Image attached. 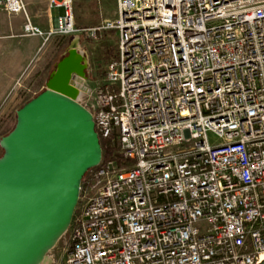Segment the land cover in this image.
I'll return each mask as SVG.
<instances>
[{
  "label": "built area",
  "instance_id": "1",
  "mask_svg": "<svg viewBox=\"0 0 264 264\" xmlns=\"http://www.w3.org/2000/svg\"><path fill=\"white\" fill-rule=\"evenodd\" d=\"M50 6L62 15L45 31L24 0H0L24 36L117 38L77 92L108 154L80 183L62 259L44 264L261 262L264 0H116V18L87 29L74 0Z\"/></svg>",
  "mask_w": 264,
  "mask_h": 264
},
{
  "label": "water",
  "instance_id": "2",
  "mask_svg": "<svg viewBox=\"0 0 264 264\" xmlns=\"http://www.w3.org/2000/svg\"><path fill=\"white\" fill-rule=\"evenodd\" d=\"M71 55L56 63L46 87L16 111L0 139V264L49 260L70 225L84 174L101 160L92 115L67 84L74 75L85 83L80 58L63 73Z\"/></svg>",
  "mask_w": 264,
  "mask_h": 264
},
{
  "label": "rangeland",
  "instance_id": "3",
  "mask_svg": "<svg viewBox=\"0 0 264 264\" xmlns=\"http://www.w3.org/2000/svg\"><path fill=\"white\" fill-rule=\"evenodd\" d=\"M98 3L96 0H74L75 17L78 18L79 22L85 23L88 19V15L85 13L87 6L90 7L89 10H92L93 13L94 11L97 13L99 10ZM110 10L112 16L116 12L115 7L113 6ZM51 11L54 17L62 15V9L60 8L52 7ZM76 27L81 28L77 25ZM77 33L79 35L78 43L74 44L75 34ZM85 35V31L50 35L46 40H41L42 50L35 53L27 61L22 60L24 52H19V50L28 49L30 44L33 46V43L23 42L27 37L18 35L19 42L16 47H12L13 51L10 55L14 57L16 64L25 62L24 65H17L16 67L10 65L7 67V62H4L5 68L2 70L0 66V139L13 128L16 122V111L46 87V81L56 63L68 56L73 48L80 56V63L84 65V81L89 86H93L101 78L108 60L114 55L117 34L114 30H102L97 32L95 37L90 36L89 33L87 36ZM105 49L111 50L108 59L105 57ZM7 55V51L0 50V60L6 61L5 57ZM0 64H2L1 61ZM8 68H12L15 74L7 79L6 73H2V71ZM77 99L83 100L81 95H77ZM208 137L211 143L219 140L215 134L210 132ZM2 153L3 149L0 147V156ZM68 237L69 232L67 229L56 245L48 252V255L55 262L62 259L63 248L67 244Z\"/></svg>",
  "mask_w": 264,
  "mask_h": 264
},
{
  "label": "crops",
  "instance_id": "4",
  "mask_svg": "<svg viewBox=\"0 0 264 264\" xmlns=\"http://www.w3.org/2000/svg\"><path fill=\"white\" fill-rule=\"evenodd\" d=\"M98 3L99 10L96 13L92 12V10H89L88 6L85 11V13L88 15V19L85 23H81L78 21V18L75 19V25L81 27L80 29H87L91 27H95L99 24H102L105 21L108 20H114L116 18V12L111 16V10L113 6L116 10V0H96ZM27 10L29 14L32 16L33 21L39 25L43 30H49L52 27L56 25V17L52 14V7L50 6V0H24ZM58 8V7H56ZM62 9V8H60ZM22 22H23V16L21 14H7L5 12H0V50L1 51H7L8 55L5 57L6 61H3L1 59V70L4 67V62H7V67L10 65L13 67H16L17 65H24L23 64H16L14 57H12L10 54L13 51L12 47H16L18 44V35H22ZM85 30H82L84 32ZM102 31V30H99ZM98 31V32H99ZM85 36L88 35V32L85 31ZM76 39L74 41V44L78 43L77 39L79 38L78 33L75 34ZM27 37V39L23 42H29L33 43V46L30 44L28 49H20L19 52H24L23 61L30 60L32 56L35 53L40 52L42 50L41 47V40H43L40 36H24ZM4 58V57H2ZM12 69V68H11ZM10 68L4 69L2 73H6L7 79L8 77H12L15 74V71ZM8 82V80H7Z\"/></svg>",
  "mask_w": 264,
  "mask_h": 264
},
{
  "label": "bare ground",
  "instance_id": "5",
  "mask_svg": "<svg viewBox=\"0 0 264 264\" xmlns=\"http://www.w3.org/2000/svg\"><path fill=\"white\" fill-rule=\"evenodd\" d=\"M75 50L74 48L72 49V55L67 58L65 61H64V70H63V73L64 74H69V72L71 71V69H73V67H78V58H80L79 55L75 54ZM80 71V70H79ZM66 77V75H65ZM69 86V88H72V89H75L77 88L78 92L81 93V92H84L86 91L85 87L83 86V81L81 78H76L75 75L72 77V83H67Z\"/></svg>",
  "mask_w": 264,
  "mask_h": 264
},
{
  "label": "trees",
  "instance_id": "6",
  "mask_svg": "<svg viewBox=\"0 0 264 264\" xmlns=\"http://www.w3.org/2000/svg\"><path fill=\"white\" fill-rule=\"evenodd\" d=\"M104 51H105V57H107V59H108L110 57V55H111V50L105 49ZM99 140H100V143H101V147L103 149V159H104V157L107 156V154H108L107 151L105 150V141L100 139V138H99ZM83 179H84V176H83L82 180Z\"/></svg>",
  "mask_w": 264,
  "mask_h": 264
},
{
  "label": "flooded vegetation",
  "instance_id": "7",
  "mask_svg": "<svg viewBox=\"0 0 264 264\" xmlns=\"http://www.w3.org/2000/svg\"><path fill=\"white\" fill-rule=\"evenodd\" d=\"M51 257L50 256H48V259H50Z\"/></svg>",
  "mask_w": 264,
  "mask_h": 264
}]
</instances>
